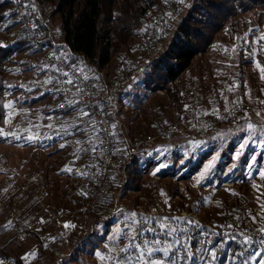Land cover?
Here are the masks:
<instances>
[{"label": "rangeland", "instance_id": "obj_1", "mask_svg": "<svg viewBox=\"0 0 264 264\" xmlns=\"http://www.w3.org/2000/svg\"><path fill=\"white\" fill-rule=\"evenodd\" d=\"M24 1L41 14L37 21L41 41L51 46L66 45L62 18L37 0ZM195 7L196 0H164L153 7L136 36L104 71L113 76L126 66L133 75L131 82L119 89V111L112 117L129 147L145 151L137 157L142 172L140 189H128L123 177L114 202L117 199L120 208L133 210L144 198L141 202L147 206L146 213H155L145 216L150 224L165 217L179 218L164 221L175 229L167 231L170 235L164 240L140 225L130 228L128 217L122 219V215L110 219L96 212H77L85 198V137L78 128L64 126L71 117L55 111L53 82L46 83L50 79L44 70L40 69L39 78L31 84L27 72L37 69L34 64L40 58L30 57L33 53L41 55L33 50L15 17L16 26H9L3 41L17 42L14 35L21 32L28 44L14 56L5 75V104L14 103L7 108L6 121L10 122L0 128L4 133L15 132L20 139L9 137L4 142L0 138V163L5 160L0 164L2 264H120L126 260L120 249L129 246L127 237L132 235H137L136 244L147 241L149 247L157 249L146 259L161 264H220L223 256V264H264V194L259 183L264 178L258 175L264 171V79L257 67H264V40H260L264 36V6L229 22L208 52L199 54L176 82L157 92L146 89L152 75L148 74L149 66L171 47L183 19L189 15L205 21L206 9L193 12ZM119 15L114 9L113 19ZM163 20H168V32L156 49L150 46L151 30ZM86 70L91 78L98 76L94 80L105 92L103 71L90 66ZM123 105L129 108L120 109ZM197 119L211 120L212 125L193 130ZM249 123L255 131L247 130ZM173 125L182 131L168 139L158 136ZM85 129L88 137L94 135L90 127ZM29 135L38 138L29 142ZM200 159L202 166L191 174ZM209 164L212 169L198 183ZM152 168L156 170L153 177L149 174ZM188 173L190 179L182 181ZM124 193L135 199V204L134 199L130 201L133 207L126 204L129 198L124 199ZM27 225L32 229L20 231ZM181 233L192 238L179 241L176 236ZM230 241L240 245L233 256ZM255 243L262 246L258 252ZM3 249L13 253L1 254ZM128 255L132 259L126 264H141L136 251Z\"/></svg>", "mask_w": 264, "mask_h": 264}, {"label": "trees", "instance_id": "obj_2", "mask_svg": "<svg viewBox=\"0 0 264 264\" xmlns=\"http://www.w3.org/2000/svg\"><path fill=\"white\" fill-rule=\"evenodd\" d=\"M37 2L62 18L63 39L73 53L85 57L90 67L107 71L113 58L136 36L143 19L151 9L164 0H37ZM262 6L264 0H196V7L192 10L195 12L205 8L207 11L205 21L194 20L189 15L183 19L171 47L149 66L148 74L152 73V75H149L146 89L157 92L166 85L176 82L192 66L199 54L208 52L216 36L227 28L229 22H234L240 15L250 13ZM114 9L120 11V15L115 19L112 17ZM8 23L11 25H7ZM16 23L12 2L0 0V126L5 124L7 115V108L3 105L8 90L5 79L8 65L28 44L27 37L21 32L14 35L17 37V42L4 43L3 36L6 35L9 26H16ZM122 132V129L118 130L115 125L114 137L119 145L126 144L120 140ZM128 149L130 148H125ZM138 163L139 158H135L131 164L116 167L115 183L107 190L103 199V206L107 210L112 208L115 194L124 184V182L120 183L123 177L124 181H127L128 189H140L142 172ZM202 163V159L199 163H195L192 168L196 170H191V174L195 173ZM191 174L183 175L181 180L186 182ZM259 183L264 194V180ZM124 194L126 195L124 199L129 198L126 202L132 201L131 198L134 199ZM132 202L135 204V199ZM132 202L130 206L133 207ZM229 245L232 256L236 251H240V245L234 241H230ZM254 245L256 252L262 248L257 243ZM8 252L13 253L5 250L1 254L8 255ZM224 260L226 259L223 256L220 264H223Z\"/></svg>", "mask_w": 264, "mask_h": 264}, {"label": "built area", "instance_id": "obj_3", "mask_svg": "<svg viewBox=\"0 0 264 264\" xmlns=\"http://www.w3.org/2000/svg\"><path fill=\"white\" fill-rule=\"evenodd\" d=\"M13 4V9L15 17L22 27L24 34L28 37L33 50L40 53L46 73L48 78L53 81L57 89L63 88L65 90L71 89V92L67 91H57L58 94V111L61 114H69L73 107L67 106L68 100H79L82 101L79 107H84L87 105V111L94 116L97 126L101 130L100 136L103 138V153L101 151H96L95 153L90 152L86 157L85 162V180L83 182V193L84 202L78 207L77 212L83 215H88L91 212H96L103 215H108L113 219L115 215H122L124 217H129L131 213H136V219L146 218L145 216H151L155 213L147 214L145 211L146 204H144L145 199H139L138 204L133 207V210L122 209L118 205V200L114 202V206L111 211H107L103 206L104 195L107 190L114 183V171L117 166L131 164L135 158L139 157L140 154H144L145 151L138 150L137 148H130L125 150L122 145H119L114 135L109 133L114 132V119L113 115L118 113L117 99L119 96V89L131 82L133 75L129 74L128 68L122 66L117 69L113 76H108L104 71L101 73L102 83L106 85L105 92L100 91L99 86L96 81L88 75V70H86L89 65L87 60L83 56H78L66 45H46L44 44L39 36V28L37 21L41 19V14L35 10L34 6H31L27 1L24 0H11ZM168 20L159 21L151 30V40L150 46L153 48H158L160 42L164 39L168 32ZM71 66V67H70ZM77 68H83L84 73L79 74L78 84L85 86L83 92H78L76 87L69 84H59L57 80H65L64 77L56 69H62L67 71L69 75H72ZM93 68V67H91ZM87 75L89 79L84 80V75ZM99 74V73H98ZM100 75V74H99ZM103 92V93H102ZM67 97V99H66ZM127 110L129 107L123 105L119 107ZM113 111V113L110 112ZM89 118V117H88ZM212 125V121L197 119L193 121V130H202L208 128ZM181 127L178 125H173L167 131L159 133L158 136L168 139L175 133L181 132ZM157 139V137H155ZM99 144V140L97 143ZM135 193V191L129 190V193ZM134 211V212H131ZM141 229L146 230L147 227L153 228L159 239L164 240L167 238L169 232H161L160 227L157 224H150L148 222L147 226L140 224ZM71 225L69 227V230ZM32 229L30 226H23L20 231H27ZM19 230V229H18ZM187 234H178L176 239L179 241H184L180 238H187ZM135 250H130V254H134Z\"/></svg>", "mask_w": 264, "mask_h": 264}, {"label": "snow or ice", "instance_id": "obj_4", "mask_svg": "<svg viewBox=\"0 0 264 264\" xmlns=\"http://www.w3.org/2000/svg\"><path fill=\"white\" fill-rule=\"evenodd\" d=\"M258 31V29H257ZM260 40H264V36H261L260 37ZM246 42V41H245ZM227 51V49H226ZM232 51H235V48L232 49ZM71 67V66H70ZM257 67L260 69V72H261V78L264 79V67H261L260 64H257ZM56 71L60 72V74L64 77H67V79L65 80H57V83L63 85V84H69V85H73V87H76L77 88V91L78 92H83L85 90V86H83L82 84H78L77 81L79 80V74L80 73H84V69L83 68H77L74 73L72 75H69V73L67 71H63L62 69H56ZM89 79L88 76L85 74L84 75V80H87ZM52 81L51 80H48L46 81V83H51ZM56 91H67V92H71V89H63V88H58L56 89ZM67 99V97H66ZM13 103H9V104H5L3 105L4 108H9L11 109L13 107ZM82 101H79V100H68L67 101V106L68 107H76L77 105L81 104ZM10 117H11V113L9 114ZM76 115L78 117V119L82 120L84 117H89V120H88V127H90L91 129V132L92 133H95L96 136L94 137V139L96 140H99V144H96V143H91L93 137H89V141H87L86 143H91V147L90 148H84V152L87 154L89 152H92V153H95L96 151H101V153H103V148H102V144H103V138L100 136V132L101 131H107V130H101L98 128L97 126V122L95 121L94 119V116L91 115L89 113V111H87V105H85L84 107H79L77 108V112H76ZM257 115H259V113H257ZM10 121H5V123H9ZM33 127H35V125H33ZM49 127H51V125H49ZM76 127L78 128V125H76ZM112 127L114 128L115 125H112ZM247 130L249 132H252V131H255V127L254 125H252L251 123H249L247 125ZM65 132H67V129H65ZM111 135H115L114 132L112 133H109ZM264 135V134H262ZM0 137H3L4 138V142H8V138L9 137H12V138H15L17 140L20 139L19 136H17V134L15 132H12V133H4L3 129L0 128ZM38 137H35V136H32V135H29L27 137L28 141L29 142H32L34 139H37ZM77 143H80V141H77ZM65 145H61V147H64ZM212 165L209 164L205 169H204V172L201 173L200 177L198 178V183L200 180H203L206 178L207 174H209L210 170L212 169ZM157 171H159V169H157ZM258 175L261 177V178H264V171L262 172H258ZM250 179H252V177H250ZM137 217V214L136 213H131L130 216L128 217L129 219V227L131 228L132 225H140V224H143L144 226H147L148 224V219L147 218H140V219H136ZM169 219H173V220H178L179 218H168V217H165L163 220H157L156 223L159 225L160 227V231L161 232H167V231H171V232H174L175 229L169 224V225H166L164 223V221H167ZM255 217H253V220L255 221ZM189 223H194V222H189ZM69 225H65V227H68ZM147 231H154L153 228H150V227H147L146 229ZM134 231H138L137 229H134ZM262 232H264V229H261ZM130 241L129 243V246L126 247V248H122L120 249V251L122 253L125 254L126 256V260L125 259H122L120 261V264H126V261H131L132 257L131 255H128V253L130 252V250H135L138 255L136 257L137 260L141 261V264H161L160 261L158 260H152V259H146V258H150L152 257L155 252L157 251V249H154L152 247H149V243L147 241H144L142 242V244L138 245L136 244V240H137V235H132V236H128L127 237ZM248 239L245 240V243H248ZM153 243L155 244H159L161 243V241H153ZM262 243H264V241H262ZM165 251H167V249H165ZM213 257H215V253H212ZM27 257H22V259H26ZM103 259V257H101ZM0 264H2V262H0Z\"/></svg>", "mask_w": 264, "mask_h": 264}, {"label": "crops", "instance_id": "obj_5", "mask_svg": "<svg viewBox=\"0 0 264 264\" xmlns=\"http://www.w3.org/2000/svg\"><path fill=\"white\" fill-rule=\"evenodd\" d=\"M47 26H49V23H48V25ZM34 55H31V59H36V58H40V60H39V62L38 63H35L34 64V66H37V69L36 70H33V71H30V72H27V74H29V79L31 80V84H34V82H35V80H36V78H39V76H40V74H41V72L42 71H40V69L41 70H44V73L46 74V72H45V68H44V65H43V62H42V59H41V57L38 55V54H35V53H33ZM40 67V68H39ZM36 71V72H35ZM37 74V75H36ZM33 76H35V77H33ZM36 76H38V77H36ZM98 76H96L95 77V75L92 77V79H95V78H97ZM95 81V80H94ZM52 86H53V89H54V98H55V105H56V107H55V111H57L58 112V94H57V91H56V84L55 83H53L52 84ZM22 108H25V107H22ZM77 108H79V106L77 105L76 107H73V109L71 110V112L69 113V114H67L66 116L67 117H71V119H68V120H66L65 121V123H64V126H67V127H75V128H77L76 127V125H78V129L80 130V133H82V136L83 137H85V141L87 142V141H89V137H88V133L87 132H89L88 131V129H85V127L86 126H88V120H89V118L88 117H84L82 120H80V119H78V117H77V115H76V112H77ZM49 114V113H48ZM71 136V135H70ZM96 136V134L94 133V135H92L91 137H93V139H92V141H91V143H97V140L96 139H94V137ZM1 138V137H0ZM149 138V140H152V138L153 137H148ZM1 140V139H0ZM121 141H124L126 144H122V146H123V148L125 147H129L130 145H129V143H128V139H127V137L125 136V134H122V136H121V139H120ZM91 143H86V148H90L91 147ZM129 148H132V147H129ZM147 148V155L148 154H150L149 153V146H147L146 147ZM15 152V151H14ZM90 153V152H89ZM89 153H87V154H85V162H86V157L89 155ZM13 154V153H12ZM20 155V153H18L17 154V156H19ZM8 158L10 159V158H12V156L10 155H8ZM6 159H7V157H6ZM66 160V159H65ZM70 161H71V159H70ZM4 163H5V160H3L0 164L1 165H4ZM14 164H15V162H14ZM85 164V163H84ZM85 167V166H84ZM156 172V170L155 169H153L152 168V170H150V173L149 174H151V177H153V173H155ZM86 177V176H85ZM85 177H84V179H83V181L82 182H84V180H85ZM124 197V196H123ZM125 198V197H124ZM127 199V198H126ZM125 201V200H124ZM126 204L127 205H130L131 204V202H126ZM110 229V228H109Z\"/></svg>", "mask_w": 264, "mask_h": 264}]
</instances>
